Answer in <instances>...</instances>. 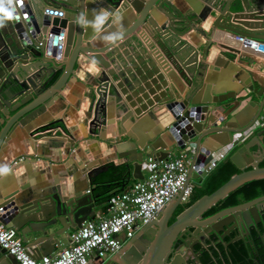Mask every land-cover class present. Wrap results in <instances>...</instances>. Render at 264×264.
<instances>
[{
	"label": "water",
	"instance_id": "obj_1",
	"mask_svg": "<svg viewBox=\"0 0 264 264\" xmlns=\"http://www.w3.org/2000/svg\"><path fill=\"white\" fill-rule=\"evenodd\" d=\"M83 1L22 0V3L11 6L14 18L0 26L1 126L27 123L34 114L32 111L42 110V105L57 93L66 76V63L55 61L59 39L64 34V55L71 57L70 63L72 57L75 60L77 50H82L88 52L101 68L86 82L90 89L88 135L100 137L102 126L116 122L115 141L110 146L122 158L126 171L129 173L131 170L134 179L143 177L142 167L149 158L162 160L170 155L173 148L184 149L191 144L195 147L191 160L195 170L189 169L188 179L190 176L195 178L199 174L196 170L201 169L213 153L231 143L234 133L249 129L252 123L246 127V121L262 111L264 101L258 104L249 98L250 92L264 97V84L254 78L252 72L246 71L247 83L228 89L212 87L209 80L205 84L203 76L216 29L264 43V0H92L102 8L93 33L109 30L113 35H106L102 43L90 46H82V39H85L80 27V17L84 15ZM138 1H142L144 7L140 8ZM126 4L133 6L137 16L130 17V24L122 22L120 29L116 30L114 22ZM155 8L165 17L156 20ZM209 15L215 18L206 32L198 25ZM192 28L208 40L201 51L182 38ZM147 38L151 42L146 45ZM219 45L232 52V56L239 53L238 48ZM222 56L231 61V58ZM157 58L163 62L158 64ZM254 102L257 107L245 120L241 119ZM30 103L34 104L33 107L21 112ZM164 112L168 113L166 128L151 136L153 140L125 131L123 123L128 118L132 122L139 119L138 125L143 121V114L156 117ZM239 120L244 122L241 128ZM164 137L170 139L168 143ZM263 157L264 126H261L229 155L241 170L239 173L232 175L212 193L195 200L171 224H167V219L173 210L167 216L161 213L144 224L124 244L125 247L116 252L118 264H198L199 260L192 257L194 244L204 249L209 237L214 236L217 241L221 240L223 246H228L236 239H246L260 226L264 229V195L221 209L204 218L201 221L204 225L188 223L240 184L264 177V166L259 165ZM96 167L87 161L82 167L83 171L88 169L85 172L87 185L72 177L66 184L53 179L40 183L27 193L12 192L0 206L4 210L0 220L12 224L28 245L31 244L27 234L40 232L43 239L38 243L42 250L48 249L45 241L51 238L57 244L58 240L53 236L62 232L57 229L50 232V228L59 225L63 230L75 229L86 219L94 217L96 197L89 185L99 172ZM175 197L180 201L181 192ZM152 222H155V227L150 225ZM190 227L193 231L186 234ZM178 233L189 238L183 246L185 251L175 252L167 261L170 245ZM232 234L234 236L229 242L223 239ZM28 250L33 256L31 248ZM224 252L226 257L219 250L221 264H231L230 249ZM45 253L41 251L40 255ZM226 259L230 262L227 263ZM213 261L219 264L214 256ZM0 264L20 263L0 247Z\"/></svg>",
	"mask_w": 264,
	"mask_h": 264
},
{
	"label": "crops",
	"instance_id": "obj_2",
	"mask_svg": "<svg viewBox=\"0 0 264 264\" xmlns=\"http://www.w3.org/2000/svg\"><path fill=\"white\" fill-rule=\"evenodd\" d=\"M138 5L140 8L144 7L142 1H138ZM82 9H84V15L80 17V27L83 28V37H85V39H82V42H84L82 46L84 44L90 46L92 43H102L103 40L107 38L106 35H113L109 30L101 31L99 34L93 33L95 24L102 12L101 7L92 0H84L82 2ZM154 11L157 13V16H155L156 20L165 17L156 8ZM135 16H137V13L133 6L126 4L121 9V12L114 22L116 30L120 29L122 22L129 23L130 17ZM214 18L213 15H209L207 19L198 26L202 30L208 32ZM238 37L239 36L221 29L215 30L212 37L213 43L209 47V52L205 60L208 65L205 75L203 76L205 84H207V80H209L212 81L211 83L209 82L212 87H218L220 89L241 87L243 83H247L248 81V74L246 71L252 72L253 77L264 84V56L252 54V52L248 50H241V42L247 38L242 39ZM182 38L186 39L195 48H198L199 51H201L208 42L205 36L194 28L184 34ZM147 39L148 41L145 42L146 45L151 42V39ZM59 40L55 61L57 63L60 61L61 64L66 63V76L57 93L42 105V110H39V108L34 109L32 111L34 114L31 119H28L27 123L21 124V122H18L13 127H10L11 123H8L7 127L0 125V168H8L6 173H0V206H3L4 198L12 192L20 191L27 193L44 181L51 182L53 179H57L64 181L66 184L67 179H72L73 177V179L82 181L84 185H87L88 182L85 172L88 169L82 170L86 161L92 166H97L96 169L99 171L92 184L90 182L89 188L92 190L95 189V186L108 185L110 181L115 180V188L110 192L115 190L122 191L128 189L136 180L132 178L131 170L129 173L126 171L127 168L122 158H119L110 146V143L115 141L114 132H117L118 127L116 122L111 123V125L102 126L100 137L88 135L87 118L90 116V114H88L90 89L86 86V82L93 77V74H97L101 68L89 57L88 52L82 50H77L75 60L73 59L74 57H72V62L70 63L71 57L64 55L66 46L65 34L62 35ZM219 44L238 48L239 53L232 56V52L227 51ZM221 54L231 58V61L229 62ZM156 61L158 64L163 62L161 58H157ZM166 64L167 63H164L163 66H166ZM216 66L217 69L215 70L214 68ZM164 74H166L165 71ZM240 77L242 80H239ZM249 98L258 102V104L264 101L263 96H258L253 92L249 93ZM249 98L248 100H250ZM33 105V103H30L24 106L21 112L30 109ZM256 107L257 104L255 102L251 104L245 114L241 116V119L245 120ZM263 112L264 106L257 117V113H255L252 119L248 120V122L246 121V127L251 123L252 125L249 129L244 131V133H241L244 137H241V141L238 145H241L244 140L249 139L258 128L264 126L260 119ZM18 114L19 112L17 115ZM167 114V112L158 113V116L152 117L148 113H145L142 115L143 121L138 125L136 122L139 119L132 122L128 118L123 123L125 131L135 136L139 135L153 140L151 136H155L157 131L166 128L165 119L168 118V116H166ZM114 120L116 121V118H114ZM238 123L241 124L238 125L240 128L244 126V122L239 120ZM164 134L165 133H163V135ZM236 134L238 133H234L233 136ZM68 140L70 142H68ZM163 140L168 143L170 139L164 137ZM181 150L182 149L179 147H175L172 149L169 156L178 155ZM218 152H223L227 157L233 153V147L226 145L218 150ZM214 154L217 155V152ZM242 160H244L243 157ZM262 161H264V157L260 159L259 165ZM142 168L143 174H146L147 170L145 169V163ZM247 168L249 169L250 167ZM206 175L207 174H198L195 178L190 176L189 180L194 186L199 185V187L196 186V188H200ZM94 191L93 194L95 193ZM184 203L185 202L182 200L179 201V199L175 197L163 207L156 217L160 216L161 213L163 216H167V214L169 215L173 210L167 219V224H169L168 220L171 216V219L174 217L176 218V216L184 210L177 212L178 208ZM215 203L208 205L199 215L191 218L188 223L193 222L204 225L205 223H201V221L206 217H204L202 213ZM105 209V204H98L97 201H95V206L93 208L95 214H104ZM211 221L212 220H210V222ZM158 222H160V219H158ZM153 223L155 222H152L150 225L155 227ZM56 229L62 231L53 236L54 240H58V243L55 244L53 239L49 238V240L45 241L48 243V249L42 250L38 243L39 240L43 239L40 232H31L27 234L28 242L31 245L23 243L27 248H31L34 257H40L41 251L46 252L44 255H54L69 244V234L73 230L72 228L63 230L59 225L49 230L51 232ZM45 242L42 244H45ZM125 245H123V248ZM219 250H221L223 254L225 253L223 251L224 246L221 244L218 246L213 245L209 252H206V256L209 257V262L211 264H214L213 256L217 259L219 264H221V259L218 257ZM224 257H226L225 254ZM94 261L95 264H118L119 256L115 253L103 258L94 257ZM225 261L227 263L230 262L227 259Z\"/></svg>",
	"mask_w": 264,
	"mask_h": 264
},
{
	"label": "built area",
	"instance_id": "obj_3",
	"mask_svg": "<svg viewBox=\"0 0 264 264\" xmlns=\"http://www.w3.org/2000/svg\"><path fill=\"white\" fill-rule=\"evenodd\" d=\"M241 50L264 56V43L251 38L242 40ZM260 119L264 124V112ZM241 137H244L241 133L236 134L228 145L234 148ZM194 151L195 147L191 144L178 155L162 160L149 158L145 162L147 173L141 179H136L128 189L113 192L104 214H95L73 229L69 234V244L54 255L34 258L17 229L1 220L0 247L20 264H95L94 257L103 258L121 250L136 231L155 219L176 194L181 192V200L188 202L194 187L188 179L189 169L195 170L191 164ZM216 152L217 155L213 153L211 159L196 170L199 175L209 173L226 157L223 152ZM3 214L4 210L0 207V218Z\"/></svg>",
	"mask_w": 264,
	"mask_h": 264
},
{
	"label": "trees",
	"instance_id": "obj_4",
	"mask_svg": "<svg viewBox=\"0 0 264 264\" xmlns=\"http://www.w3.org/2000/svg\"><path fill=\"white\" fill-rule=\"evenodd\" d=\"M235 146L233 148V152L239 147ZM260 166H264V161L260 163ZM248 169V168H247ZM241 170L238 169L235 164L230 160L229 156L223 159L218 165L207 173L206 177L202 181V186L200 188L193 187V197L188 200V202L184 203L181 207L178 208L177 212L182 211L183 209L187 208L191 205L195 200L199 199L203 195H207L212 193L218 187H220L223 183H225L232 175L239 173ZM115 180L110 181V184L102 185V186H95L96 191H94V195L96 197V201L98 204H105L107 206V201L109 196L113 192L121 191L115 190L110 192L112 189L115 188ZM118 181V180H117ZM264 195V177L262 178H255L248 180L230 192L228 194L218 200L213 206L207 209L203 214L204 216H209L214 214L215 212L230 207L234 205H238L240 203L249 201L254 199L258 196ZM252 234L255 236L256 242L259 243V230H253ZM232 252L230 258L233 260V264H255L251 263L250 251L248 247H246V243L244 241H237L232 245ZM262 258L260 263L256 264H264V254L261 253L259 256ZM254 258V257H253ZM206 262L209 261V257L206 256ZM211 264V263H210Z\"/></svg>",
	"mask_w": 264,
	"mask_h": 264
},
{
	"label": "flooded vegetation",
	"instance_id": "obj_5",
	"mask_svg": "<svg viewBox=\"0 0 264 264\" xmlns=\"http://www.w3.org/2000/svg\"><path fill=\"white\" fill-rule=\"evenodd\" d=\"M192 196H193V194L191 193L189 199H191ZM204 217H208V216H204ZM171 218H172V216L168 220L169 224L175 219V217L173 219H171ZM192 231H193V228H188L186 230V234H191ZM149 234H151V232ZM134 236H135V234H134ZM233 236H234V234H232L229 237L228 236H224L223 239L226 242H229L230 239H232ZM145 238L147 239L148 236H145ZM258 238H259V243L256 242L255 236L253 234L250 235L249 237H247L246 239H244V238L243 239H236V240L230 242L228 244V246H224V251H226V249H230V254H231V252H232V246L231 245L233 243L237 242V241H244L246 243V247H248V249L250 251V255H251V257H249V259H251L250 262L251 263L253 262L255 264L256 263H260L262 258L259 257V256L261 255V253L264 254V229H263L262 226H260V228H259V237ZM188 240H189L188 237L185 238L183 235L180 236V233H178L175 236V238L173 239V241H172V243L170 245L169 256L167 258V261L169 260L171 255L175 254V252L177 254V253H180L182 250H184L183 246L188 242ZM220 244H221V240L217 241L216 237H214V236L209 237V239L207 240V246L204 249H201L200 245L194 244L193 245V249H192V252H193L192 257H193V259L194 260H199L200 263H198V264H210L209 261H207V262L205 261L206 260V252H209L210 248L213 245L218 246ZM231 264H233L232 258H231Z\"/></svg>",
	"mask_w": 264,
	"mask_h": 264
},
{
	"label": "clouds",
	"instance_id": "obj_6",
	"mask_svg": "<svg viewBox=\"0 0 264 264\" xmlns=\"http://www.w3.org/2000/svg\"><path fill=\"white\" fill-rule=\"evenodd\" d=\"M14 3H22V0H0V26H3L6 20L14 18V11L11 7ZM7 167L0 168V173H6Z\"/></svg>",
	"mask_w": 264,
	"mask_h": 264
}]
</instances>
